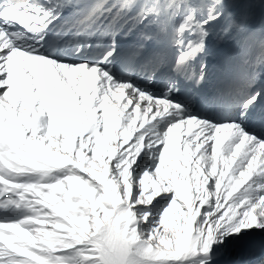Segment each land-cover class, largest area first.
Returning a JSON list of instances; mask_svg holds the SVG:
<instances>
[{
  "label": "snow or ice",
  "instance_id": "6c2138e0",
  "mask_svg": "<svg viewBox=\"0 0 264 264\" xmlns=\"http://www.w3.org/2000/svg\"><path fill=\"white\" fill-rule=\"evenodd\" d=\"M257 63L264 0H0V264H264Z\"/></svg>",
  "mask_w": 264,
  "mask_h": 264
},
{
  "label": "bare ground",
  "instance_id": "6f19581e",
  "mask_svg": "<svg viewBox=\"0 0 264 264\" xmlns=\"http://www.w3.org/2000/svg\"><path fill=\"white\" fill-rule=\"evenodd\" d=\"M207 56H209V59L216 58L218 55H220L224 49L220 47V43L218 41H212L208 46ZM209 63V62H208ZM209 65H211L209 63ZM260 75H264V71L260 72Z\"/></svg>",
  "mask_w": 264,
  "mask_h": 264
}]
</instances>
